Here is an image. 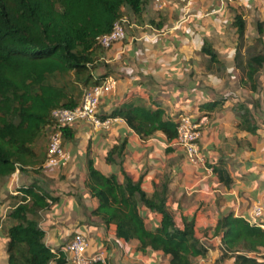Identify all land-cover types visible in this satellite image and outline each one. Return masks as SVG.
<instances>
[{
	"label": "trees",
	"instance_id": "trees-1",
	"mask_svg": "<svg viewBox=\"0 0 264 264\" xmlns=\"http://www.w3.org/2000/svg\"><path fill=\"white\" fill-rule=\"evenodd\" d=\"M149 4L150 0H0V188L17 169L22 174L28 169L43 171L48 148L44 138L54 123L52 112L77 108L85 90L102 84L109 75L98 74L99 67L108 65L97 38L110 33L123 17L141 23ZM233 26L238 33L233 68L256 93L259 76L264 75V20L256 23L258 37L249 44L241 13H235ZM200 50L208 57L209 74L228 75L229 68L212 42L204 40ZM249 104L240 103L234 110L239 129L256 134L260 125L255 111L261 104L259 100ZM109 117L124 119L143 139L156 133H163L169 142L177 137V121L162 107L129 104ZM73 138V128H65V145ZM126 154L123 141L105 155L107 164L120 166L122 180L89 162L86 187L97 202L90 216L106 230L114 225L118 239L137 241L138 252L169 256L170 264H193L195 258L207 257L209 249L197 234L195 218L179 219L168 208L170 180L165 178L148 192L122 168ZM213 171L222 183L232 182L220 166ZM12 199L3 225L9 264H70L60 249L53 253L46 244L39 219L59 197L36 180ZM150 213L159 216L152 227ZM211 237H219L223 246L217 262L264 264V230L246 218L220 215Z\"/></svg>",
	"mask_w": 264,
	"mask_h": 264
},
{
	"label": "crops",
	"instance_id": "crops-1",
	"mask_svg": "<svg viewBox=\"0 0 264 264\" xmlns=\"http://www.w3.org/2000/svg\"><path fill=\"white\" fill-rule=\"evenodd\" d=\"M225 8L218 6L219 14L212 17L206 6H166V17L157 22L144 20L143 24L129 25L125 40L106 51L104 62L108 67L102 65L98 69L99 75L109 72L105 80H116L115 88L101 97L100 118H110L115 110L129 104L162 107L175 121L180 115H189L201 126L200 151L207 164H189L184 153L163 133L143 139L120 117L111 118L108 130L81 122L73 128V140L66 144L72 156L68 166L40 174L33 169L25 174L15 173L0 188V264H9L3 225L13 207L12 197L36 180L41 184L49 180L44 187L59 197L40 222L50 248H63L68 242L67 227L80 225L79 230L89 235V255L105 251L110 264H170L169 256L138 252L137 241L118 239L114 225L106 230L90 216L97 202L86 187L89 162L106 175L117 173L122 180L120 166L107 164L105 155L123 141L127 143L122 162L126 173L140 181L148 192H152L154 184L160 186L168 178L169 210L179 219L182 215L195 218L197 234L209 251L207 257L195 258L193 264H233L230 260L217 263L223 246L219 237L211 236L220 215L242 216L253 203L264 204V124L260 125L258 119L260 128L256 134L240 130L234 108L248 101L218 90L206 70L208 57L200 49L213 28L220 29L225 24ZM229 72L239 73L233 67ZM215 166L223 168L232 182L222 183L213 171ZM59 173L67 176L74 187L73 194H78L69 195L57 185ZM148 217L149 227L159 222L154 213Z\"/></svg>",
	"mask_w": 264,
	"mask_h": 264
},
{
	"label": "built area",
	"instance_id": "built-area-1",
	"mask_svg": "<svg viewBox=\"0 0 264 264\" xmlns=\"http://www.w3.org/2000/svg\"><path fill=\"white\" fill-rule=\"evenodd\" d=\"M130 24L127 17L114 23L110 33L97 38L99 45L105 50H110L115 44L126 38V26ZM132 25V24H131ZM116 86V80L109 78L102 84L85 90L81 104L75 109H55L52 112L53 125L48 139L46 159L43 170L62 169L71 161V153L64 143L65 128H74L81 122H91L97 129L108 130L112 124L111 118L102 119L98 116V109L103 94L111 92ZM177 137L172 143L185 155L189 164L194 166L206 165V159L200 151L201 126L191 116L183 114L177 118ZM19 169L16 173H19ZM242 217L252 225L264 230V204L255 202ZM90 248L89 237L82 230L75 231L60 250L65 254L70 264H107L105 251L88 254ZM55 253L57 250L51 248Z\"/></svg>",
	"mask_w": 264,
	"mask_h": 264
},
{
	"label": "rangeland",
	"instance_id": "rangeland-1",
	"mask_svg": "<svg viewBox=\"0 0 264 264\" xmlns=\"http://www.w3.org/2000/svg\"><path fill=\"white\" fill-rule=\"evenodd\" d=\"M166 6H206V12L208 11V16H212V17H215L219 14L220 11L218 9V6H226L225 8L226 11L223 14L226 16V20L224 22L225 24L220 25V29L214 27L213 31L210 33V37L208 40L213 43L215 49L219 53L220 59L229 68H232L234 65L233 54L235 52V48L237 47V43H238V33L236 28L233 26L235 13L237 12L241 13L246 22V36L248 38L247 44H249V41L252 40L253 38L258 37L257 32L255 30L256 23L260 20H264V0H236V1L234 0H150V4L146 9V12L143 14V18L140 21L141 23L136 22L134 18L127 17L130 21V24H127L126 29L131 24L132 25L143 24L144 20L148 22L150 20L155 19L154 21L157 22L159 18L166 17V15H164L166 13L165 11ZM167 16L168 18L170 17V15ZM172 18L176 19V16L173 14ZM263 45H264V38H263ZM210 79L217 86L218 90H221L223 93H226L227 96H238L241 97L243 100L248 101L251 104L259 100L261 105L259 108L256 109L255 116L257 118V121L258 119L260 120L259 121L260 125L264 124V75L259 76L258 79L259 89L258 92L256 93H253L251 91L248 82L244 79V77L240 72L239 73L237 72L236 75H234L232 72H228V75L226 74L219 78L216 75H212ZM49 133L50 130L48 131L47 136H45L44 138L46 147L48 146ZM56 180H57V185H59V187L65 190L69 195L73 196L78 194V193L73 194L74 190L72 189H74V187L71 183L70 184L68 183L69 180L65 174L59 173V175L56 177ZM49 182H50L49 180L43 181L42 185L48 186ZM44 212L45 211L41 213L39 218L41 223L44 221L42 218ZM79 221L80 220H77V222ZM83 221L86 222V220ZM79 228L80 225H77V227H73L71 229L67 227L68 233L65 237L66 238L65 241L71 240L75 231H78ZM262 251L264 252V250Z\"/></svg>",
	"mask_w": 264,
	"mask_h": 264
}]
</instances>
